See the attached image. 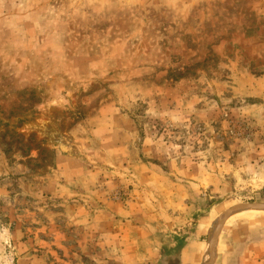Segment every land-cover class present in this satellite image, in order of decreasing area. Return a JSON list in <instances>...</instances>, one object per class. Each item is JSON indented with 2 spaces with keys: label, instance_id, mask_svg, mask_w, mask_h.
Wrapping results in <instances>:
<instances>
[{
  "label": "rangeland",
  "instance_id": "obj_1",
  "mask_svg": "<svg viewBox=\"0 0 264 264\" xmlns=\"http://www.w3.org/2000/svg\"><path fill=\"white\" fill-rule=\"evenodd\" d=\"M259 206L264 0H0V264H160Z\"/></svg>",
  "mask_w": 264,
  "mask_h": 264
},
{
  "label": "crops",
  "instance_id": "obj_2",
  "mask_svg": "<svg viewBox=\"0 0 264 264\" xmlns=\"http://www.w3.org/2000/svg\"><path fill=\"white\" fill-rule=\"evenodd\" d=\"M254 229L255 226L251 223L245 226L238 223L222 232L223 239L222 234L218 237L215 264H264V235ZM194 238L191 233L189 236L173 238L168 244L163 241L160 264H211L212 244L202 243L200 238L198 241Z\"/></svg>",
  "mask_w": 264,
  "mask_h": 264
},
{
  "label": "water",
  "instance_id": "obj_3",
  "mask_svg": "<svg viewBox=\"0 0 264 264\" xmlns=\"http://www.w3.org/2000/svg\"><path fill=\"white\" fill-rule=\"evenodd\" d=\"M250 208H254V209H262L264 210V206H259V207H250ZM222 231V230H221ZM220 231V232H221ZM220 236V235H219ZM218 236V237H219ZM218 244H219V238H217L216 242H215V246L213 248V257H212V262L211 264H215V260H216V257H217V251H218Z\"/></svg>",
  "mask_w": 264,
  "mask_h": 264
}]
</instances>
